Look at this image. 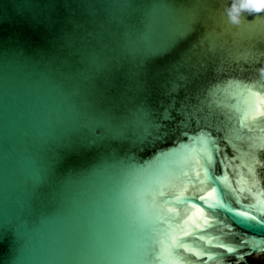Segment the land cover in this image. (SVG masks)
<instances>
[{
  "label": "water",
  "instance_id": "obj_1",
  "mask_svg": "<svg viewBox=\"0 0 264 264\" xmlns=\"http://www.w3.org/2000/svg\"><path fill=\"white\" fill-rule=\"evenodd\" d=\"M232 3L0 0V264H145L124 249L130 239L154 244L162 225L134 230L130 193L178 175L186 167L181 145L209 132L221 149L214 170L237 189H226L229 208L255 211L250 203L264 199V151L246 156V141L264 136V117L252 132L241 127L247 102L262 106L238 85L264 87V12H244L236 26L226 13ZM193 13L199 23L175 39ZM170 102L169 134L140 147ZM184 115L191 122L181 125ZM187 187L191 203L170 197L179 215L165 214L177 233H191L183 242L196 255L170 249L161 235L154 264H217L225 257L226 264H252L250 257L264 255V226L226 209L212 215L199 200L201 186ZM189 216L212 227L196 230ZM220 221L239 226L226 237ZM240 234L248 240L243 248ZM200 235L227 239L237 251L221 257L217 241ZM203 251L208 255L198 259Z\"/></svg>",
  "mask_w": 264,
  "mask_h": 264
},
{
  "label": "snow or ice",
  "instance_id": "obj_2",
  "mask_svg": "<svg viewBox=\"0 0 264 264\" xmlns=\"http://www.w3.org/2000/svg\"><path fill=\"white\" fill-rule=\"evenodd\" d=\"M198 23V16L193 13L186 28L179 32L175 39L188 33ZM260 32L264 34V29H261ZM253 35H255V33ZM208 43L209 47L215 48L216 45L214 40H210ZM166 49L158 55L163 54ZM238 87H242L244 93H246L251 100L258 101L259 105L262 106L257 111V109L253 107L252 103L247 102V108L242 113V119L240 120L241 127H247L248 131L252 132L254 128L261 125L260 118L264 117V87L258 89L255 85L249 87L243 84L238 85ZM169 95H172V93L170 92ZM173 110H175V106L171 105L170 102V107L164 109L163 111V118L154 122L153 128L149 130L147 136L140 144V147L147 149L150 147L151 141H158L167 137L169 130L165 121H172L173 117L171 112ZM182 113L183 109H180L179 114ZM189 122H191V120L187 119L184 115L180 124L186 125ZM204 127L208 128L207 125ZM259 130L261 133H264V126H260ZM183 135L184 137H187V131H185ZM153 136L155 137L154 140ZM237 139L242 140L243 137L238 135ZM226 143H228L229 146H233L234 155L237 151H239V149L234 146V142L232 140H226ZM246 145L247 151L245 155L254 159L255 153L258 150L264 151V136L256 138L249 137L246 141ZM181 148L186 150L184 154L186 167L182 169L178 175H174L168 180V182L163 183L162 185L141 184L133 187L129 196L136 210L133 222L134 230H139L152 221H157L162 225L161 228L156 230V240L154 244H141L135 239H130L128 246L124 249L127 253L142 256L145 264H154L157 245L161 243V235L168 237L170 249H180L184 252H191L192 255H196V250L194 248H190L188 243L183 242L186 237L191 235V233L182 229L179 233H177L174 228H171L170 218L165 214L166 210L167 213H175L176 215H179V209L170 205V197L171 199H174L177 204H183L185 202L191 203V200L187 198V185L190 183L194 185L199 184L201 186L199 191L205 192V194L199 195V200L205 202L209 213L212 215H218L220 213V209H226L245 221H251L264 226V199L257 200L254 204L250 203L249 208L255 209V211L245 210L235 206L229 208V203L227 202L229 191L226 189L231 192H237V189L232 188L231 184H226L227 178L217 175L214 170V154L219 156L221 149L218 140L212 137L210 132L207 136H197L191 144H182ZM149 169L150 166L143 167L139 173L147 174L150 172ZM249 172H251V168H249ZM177 181L179 182V187L177 186ZM245 183H247V181H245ZM206 189L210 190L205 191ZM193 195H196V193H193ZM260 196L264 197V192L260 193ZM206 197L210 199H206ZM237 203L239 202L237 201ZM193 207L195 208L196 214L203 217L204 208H202L198 203L193 205ZM188 220H192L195 224L196 230H203L205 226H207L208 229L212 227L207 219H204L203 225L196 223L191 216L188 217ZM184 223H187V221H184ZM220 223L223 227L220 228L219 231L224 232L226 237L232 234L231 229L233 226H239L235 222L226 223L224 221H220ZM199 240L205 241L210 245L213 244V241H217V243L213 246L216 249L224 250L219 253V256L221 257H223V253L231 254L237 251V247L229 246L227 239L220 242V237L216 235H200ZM247 243L248 240L246 236L240 234L238 247L243 248L247 245ZM207 255V251H203L202 256H197V258L203 259V257ZM204 264H206V261ZM217 264H226V257L223 260H218Z\"/></svg>",
  "mask_w": 264,
  "mask_h": 264
},
{
  "label": "clouds",
  "instance_id": "obj_3",
  "mask_svg": "<svg viewBox=\"0 0 264 264\" xmlns=\"http://www.w3.org/2000/svg\"><path fill=\"white\" fill-rule=\"evenodd\" d=\"M244 12L248 14L264 12V0H233L231 7L226 9L229 22L236 26L246 19Z\"/></svg>",
  "mask_w": 264,
  "mask_h": 264
},
{
  "label": "rangeland",
  "instance_id": "obj_4",
  "mask_svg": "<svg viewBox=\"0 0 264 264\" xmlns=\"http://www.w3.org/2000/svg\"><path fill=\"white\" fill-rule=\"evenodd\" d=\"M253 257V256H252ZM255 258L257 259V260H262V261H264V255H257V256H255Z\"/></svg>",
  "mask_w": 264,
  "mask_h": 264
},
{
  "label": "trees",
  "instance_id": "obj_5",
  "mask_svg": "<svg viewBox=\"0 0 264 264\" xmlns=\"http://www.w3.org/2000/svg\"><path fill=\"white\" fill-rule=\"evenodd\" d=\"M249 261L253 262V263H257L258 260L255 258V256H253L252 258H249Z\"/></svg>",
  "mask_w": 264,
  "mask_h": 264
},
{
  "label": "flooded vegetation",
  "instance_id": "obj_6",
  "mask_svg": "<svg viewBox=\"0 0 264 264\" xmlns=\"http://www.w3.org/2000/svg\"><path fill=\"white\" fill-rule=\"evenodd\" d=\"M252 258V257H251ZM251 262V261H250ZM252 264H264V261H262V260H258V262L257 263H253V262H251Z\"/></svg>",
  "mask_w": 264,
  "mask_h": 264
}]
</instances>
